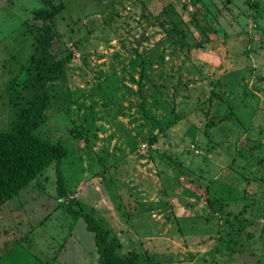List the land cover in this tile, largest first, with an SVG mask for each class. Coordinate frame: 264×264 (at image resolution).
<instances>
[{
  "label": "rangeland",
  "instance_id": "obj_1",
  "mask_svg": "<svg viewBox=\"0 0 264 264\" xmlns=\"http://www.w3.org/2000/svg\"><path fill=\"white\" fill-rule=\"evenodd\" d=\"M33 132L67 149L0 208V264H264V0H48ZM43 0H0V130L34 96ZM207 121L213 123L205 127ZM75 133V135H73Z\"/></svg>",
  "mask_w": 264,
  "mask_h": 264
},
{
  "label": "trees",
  "instance_id": "obj_2",
  "mask_svg": "<svg viewBox=\"0 0 264 264\" xmlns=\"http://www.w3.org/2000/svg\"><path fill=\"white\" fill-rule=\"evenodd\" d=\"M43 2V6L33 11L34 17L40 20L41 30L37 54L33 58L30 74L33 75L35 84L34 96L27 106L18 110L14 125L10 129L0 130V208L49 166L53 168L57 194L65 196L69 193L64 187V179L59 168L62 158L67 154L66 147L33 132L48 102L45 83L58 80L64 74L62 60L54 58L49 53L53 38L50 19L60 10V4H53L48 0ZM212 123L207 121L205 127ZM71 202L72 198L68 197L66 210L82 217L85 228L92 233L97 262L132 264L134 255H118L116 248L119 244L107 239L108 230L103 229L89 213L71 207Z\"/></svg>",
  "mask_w": 264,
  "mask_h": 264
}]
</instances>
